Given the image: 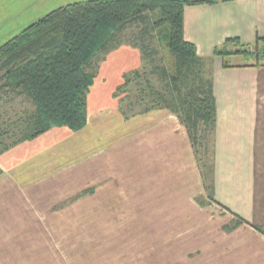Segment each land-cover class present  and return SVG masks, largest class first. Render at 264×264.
I'll return each instance as SVG.
<instances>
[{
  "label": "crops",
  "instance_id": "crops-1",
  "mask_svg": "<svg viewBox=\"0 0 264 264\" xmlns=\"http://www.w3.org/2000/svg\"><path fill=\"white\" fill-rule=\"evenodd\" d=\"M75 1L0 0V45ZM183 36L211 59L213 199L169 109L128 118L116 109L88 112L84 127L50 128L35 139L49 143L1 167L0 259L28 256L25 243L34 241H55L43 255L58 257V202L94 186L86 201L119 211L118 249L104 250L105 258L117 256L110 264H264L256 228H264V63L234 56L224 66L212 54L228 38L247 45L264 36V0L185 5ZM236 217L244 222L225 230Z\"/></svg>",
  "mask_w": 264,
  "mask_h": 264
},
{
  "label": "trees",
  "instance_id": "trees-1",
  "mask_svg": "<svg viewBox=\"0 0 264 264\" xmlns=\"http://www.w3.org/2000/svg\"><path fill=\"white\" fill-rule=\"evenodd\" d=\"M213 2L80 0L60 6L0 45V93L23 95L32 103L26 138L55 126L76 131L87 122L84 92L92 78L87 68L96 52L106 50L113 38L128 27H139L142 40L155 31L174 65L171 74L164 68L161 73L175 105L158 107L169 109L184 125L206 197L212 200V166L206 175L199 156L201 149H207L206 136H212L215 123L211 59L198 56L194 44L184 39L183 11L185 5ZM229 42L239 43L236 38H228L212 54L224 58L226 54L238 53L252 58L256 65L264 59V36L247 44L252 52L226 51ZM223 65L228 66L225 60ZM202 130L206 131L204 135L200 134ZM243 222L236 217L224 229L232 230ZM256 228L264 233L263 227Z\"/></svg>",
  "mask_w": 264,
  "mask_h": 264
},
{
  "label": "rangeland",
  "instance_id": "rangeland-1",
  "mask_svg": "<svg viewBox=\"0 0 264 264\" xmlns=\"http://www.w3.org/2000/svg\"><path fill=\"white\" fill-rule=\"evenodd\" d=\"M139 31L137 26L126 28L113 38L106 50L96 52L91 59L87 70L92 78L84 92L87 114L116 109L128 118L145 109L175 105L168 82L161 73L163 68L169 74L173 72L172 56L155 31L151 33L152 36H144V40ZM141 45L145 46V50ZM225 49L231 53L236 50L253 51L252 47L238 42L227 43ZM234 56L236 60L254 62L252 58H244L238 53L226 54L224 60L233 61ZM260 62L264 63V59ZM32 113L33 105L25 96L10 91L0 93V170L51 140H35L40 134L26 138ZM205 132L202 130L200 134L204 135ZM206 137L207 149H201L199 156L204 172L209 175L211 135L207 134ZM94 190V186L87 187L71 199L58 202V257L43 255L49 254V250L43 247L55 244V241H34L25 243L30 245L28 256L1 258L0 264H110L116 260L117 256L105 258L107 253L104 250L112 252L118 249L114 234L119 232V227H115L119 221V211L102 209V199L87 202L88 192L93 193ZM91 205L95 209L88 208ZM137 245L144 247V243Z\"/></svg>",
  "mask_w": 264,
  "mask_h": 264
}]
</instances>
